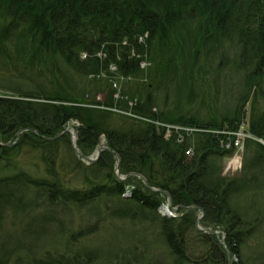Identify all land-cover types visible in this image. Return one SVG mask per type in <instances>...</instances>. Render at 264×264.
Returning a JSON list of instances; mask_svg holds the SVG:
<instances>
[{
    "label": "trees",
    "instance_id": "1",
    "mask_svg": "<svg viewBox=\"0 0 264 264\" xmlns=\"http://www.w3.org/2000/svg\"><path fill=\"white\" fill-rule=\"evenodd\" d=\"M20 63L25 73H3ZM225 73L236 77L230 94ZM116 75L124 79L118 89ZM0 92V140L16 141L0 146V216L10 210L67 232L77 214L91 222L66 238L70 257L49 252L29 264L94 263L92 251L74 245L108 219L133 223L136 264H229L225 250L230 264H264V146L246 140L240 173L225 177L231 151L222 150L219 135L184 134L178 143L175 133L166 140L154 123L123 114L234 131L249 104L248 131L264 140V0H0ZM70 121L80 153L103 138L122 174L138 173L164 193L134 187L126 199L109 151L86 164L67 135L40 138ZM26 128L37 135L26 131L17 141ZM63 171L84 186H68ZM166 194L173 206L200 207L202 227L218 228L224 247L195 228L194 210L161 216ZM3 250L0 264H9L15 251Z\"/></svg>",
    "mask_w": 264,
    "mask_h": 264
},
{
    "label": "rangeland",
    "instance_id": "2",
    "mask_svg": "<svg viewBox=\"0 0 264 264\" xmlns=\"http://www.w3.org/2000/svg\"><path fill=\"white\" fill-rule=\"evenodd\" d=\"M230 59H232L233 54H229ZM22 65L21 68H17L16 70L13 69V67H9L7 71H4L3 73H25L26 69L23 67V63H20ZM142 67L146 68V65L142 63ZM111 72L114 73L115 71L111 69ZM222 79H228L229 82V88L228 94H230L233 90V85L236 87V77L225 73L221 77ZM221 80V87L219 88L220 91L225 90V86H223V81ZM223 86V88H222ZM5 93L0 92V96H3ZM222 98H219L218 101H215L216 104H223L225 101L224 96H221ZM223 101V103H222ZM197 108L199 107V104H196ZM207 105V104H205ZM259 105V110L264 111V102H260ZM249 107L250 105L248 104L246 106V113L248 114L249 112ZM196 108L193 109L195 111ZM248 119V115H247ZM156 127L163 129L164 132H167V135L170 132H179L182 131V128H173L172 126H161L159 124H155ZM76 128H77V123L74 121L68 122L64 130L67 132L63 135H67L69 137L70 141L72 140V137L76 138ZM168 130V131H167ZM193 133H196L195 131ZM22 134V133H21ZM20 134V135H21ZM176 135V134H174ZM194 136H191V138ZM175 139L177 140V137L175 136ZM11 142L8 144L9 147L12 146L16 141L14 138L10 139ZM71 144V143H70ZM105 144L104 139L100 141V144L97 148H94L92 150H86L85 153H83L84 156L94 158L95 154L97 152V149ZM76 147V145H75ZM78 151V150H77ZM79 152V151H78ZM103 152V151H102ZM193 153V148H187L184 151V154L186 156H191ZM80 153V152H79ZM82 154V153H80ZM77 157V156H76ZM100 157V156H99ZM28 158V157H27ZM78 158V157H77ZM26 159L25 155L22 154L20 163H23L24 160ZM99 159V158H98ZM97 159V160H98ZM81 160V159H80ZM96 160V161H97ZM82 161V160H81ZM95 161V162H96ZM84 163H87L83 161ZM94 162V163H95ZM240 162H241V155H236V157H233V160H225L223 161L222 164L224 165L222 169V175L225 177H235L239 174L240 172ZM88 164V163H87ZM91 164V163H90ZM226 169L228 170H225ZM239 169V170H238ZM235 171V173H232ZM63 176V180L65 181L68 186L72 184L76 185H81V182L79 179H74L70 182L72 177L69 176L68 173L65 171L61 172ZM114 178H116L119 182L124 184L125 186V195H129L130 191L134 189V187H138L140 189L145 190L146 192H151V193H159L154 190L148 189L143 180L136 177V176H129L126 179H124L125 174H122L120 172H115L113 174ZM84 186V185H81ZM146 187V189H145ZM151 187V186H150ZM154 189V188H153ZM127 190V192H126ZM264 192V191H261ZM261 203L259 205H264V193H260L259 195ZM161 205L158 208V212L161 216H166V217H176L179 215L181 212H186V210H183L182 208H178L176 206L172 207L176 208V211L173 212L170 209L169 203H168V198L167 196H161L160 198ZM256 204V203H255ZM163 207V208H162ZM36 210V208H34ZM264 210V209H263ZM34 214V213H31ZM192 214V217L194 218V221L197 222L201 213L199 211H195L190 213ZM21 215H16L13 214V212H10V210H5L2 216H0V250H3L6 245V249L10 251H15V254L11 257L9 264H29L28 260L30 258L36 259V260H41L42 258L46 257V254L49 252L55 253L58 255V253L65 254V258L70 257L72 254L70 253H65L70 251L73 248L67 247L66 245V238L69 236L71 233H76L79 231V227L86 228L85 226L88 223L91 224V222L86 221L84 218L83 220L80 219V216L77 214L74 216V222L72 225H67L69 228V232H67L64 229H60L59 231L57 230V225L55 224H43L41 223L40 220L34 219L33 216H22ZM202 218L198 222V226L202 227ZM87 226V227H88ZM44 228V229H43ZM98 230L95 231L92 234H89L87 237L78 239V241L75 243L74 251H77L78 249L85 250V251H92L94 253V263L92 264H136L135 262L133 263L132 260L134 256L136 255L135 250L132 248L135 242V232L136 228L133 227V223L127 220H116V219H108L104 223H100V225L97 227ZM210 229V228H209ZM43 230V231H42ZM218 232L220 235V230L217 228L215 230ZM221 238V236L219 237ZM262 238H264L262 236ZM148 241H152L153 237L148 235L147 237ZM156 252L159 254L160 258H164L165 262H168L169 259L166 258L167 255V250L163 248L162 246L157 245ZM27 247L31 248L30 251H27ZM7 251V250H3ZM3 251H0V258L4 259L5 257L3 256ZM20 252V253H19ZM230 258V256H229ZM232 258H230L231 261ZM140 264H145L143 263ZM2 263V262H1ZM169 264V263H168Z\"/></svg>",
    "mask_w": 264,
    "mask_h": 264
},
{
    "label": "bare ground",
    "instance_id": "3",
    "mask_svg": "<svg viewBox=\"0 0 264 264\" xmlns=\"http://www.w3.org/2000/svg\"><path fill=\"white\" fill-rule=\"evenodd\" d=\"M86 57V54H83L82 55V58H85ZM133 101H130L129 102V104L130 105H133ZM118 112H122V111H118ZM247 113H246V117L240 122V124L239 125H242L244 122H246V120H247ZM132 117H134V118H136L137 120H140V121H143V122H149V123H156L157 121H154V120H151V119H148V118H145V117H142V116H138V115H132ZM184 127H186V128H188V129H193V130H197V132H205V133H211V134H214V135H216V136H220L219 137V140H221V141H223V142H225L226 143V148L224 149V151L225 152H230L231 150H232V146H233V140H232V138H230V137H228V136H226L225 134H224V129H221V130H218V129H209V130H207V129H199L198 127H194V126H184ZM173 128H175V127H173ZM21 131V132H20ZM26 131H30L33 135H37V133H36V131L34 130V129H32V128H26V129H20V130H18L17 132H16V140L18 141L19 140V138H20V134L21 133H24V132H26ZM168 131V130H167ZM207 131H209V132H207ZM20 132V133H19ZM173 133H175V131L174 132H170L168 135H171V134H173ZM41 139H43V140H46V139H44V136H41L40 137ZM257 140V142L258 143H260L261 145H263L264 146V140L262 139V138H257L256 139ZM0 142L2 143V144H5V145H0V146H9L10 144H8V142L7 143H5V142H2L1 140H0ZM15 144V143H14ZM14 144H12V145H14ZM172 205V204H171ZM176 207H178V208H182V209H184V210H186V211H192V210H194V211H199L201 214H202V218H203V216H204V212L202 211V209L200 208V207H198V206H191V207H183V206H176ZM192 207H197L198 208V210H196V209H187V208H192ZM174 208V207H173ZM176 209V208H175ZM195 228L198 230V231H200V232H203V233H206V232H204V231H202V230H200V229H203V230H205V229H209V228H204V227H199L198 226V222H195ZM207 234H209V233H207ZM210 235H213V234H210ZM217 238V237H216ZM218 239V238H217ZM220 242V241H219ZM221 244V243H220ZM222 245V244H221Z\"/></svg>",
    "mask_w": 264,
    "mask_h": 264
},
{
    "label": "water",
    "instance_id": "4",
    "mask_svg": "<svg viewBox=\"0 0 264 264\" xmlns=\"http://www.w3.org/2000/svg\"><path fill=\"white\" fill-rule=\"evenodd\" d=\"M20 132H21V131H20ZM20 132H19V133H20ZM66 132H67V131L64 130L63 132H61L60 134H58V135H56V136H54V137H44V139L49 140V141L56 140L57 138H59V137H61L63 134H65ZM75 139H76V138H75ZM70 142H71V147H72V150H73L74 154H75L79 159H81L82 161L87 162L88 164H90V163H94V162L99 158L100 153H101L102 151H109V152L112 153V154L116 157V159H117V161H116V167H115V172H119V169H120V158H119V156H118L116 153L110 151L108 147H106V146H104V145L101 146V147H99V148L97 149V152H96V154H95V157H94V158H90V157H86V156H84L83 154H80V153L77 151V149H76V147H75V140H74L73 137H72V140H71ZM0 145H5V144H2V143L0 142ZM129 176H136V177L142 179L143 182H144V184H145V186H146L148 189H150V190H154V191H157V192H159V193H164L162 190H159V189H153L152 187H150V185L148 184V182H147V181H146V180H145L140 174H137V173H130V174H127V175L124 177V179H126V178L129 177ZM167 196H168V203H169L170 209H171V211L175 212L176 209L173 208L172 205H171V198H170V195L167 194ZM187 209H196V210H198L197 207H192V208H187ZM201 218H202V214L200 215V217H199V219H198L197 222H199V220H200ZM200 230H202V231H204V232H206V233H209V234L216 235L217 238H219L218 233H217L216 231L212 230V229H205V230L200 229ZM222 245H223V244H222ZM223 247H224V245H223ZM225 252H226V256H227V258H228V263L230 264L229 254H228V252H227L226 250H225Z\"/></svg>",
    "mask_w": 264,
    "mask_h": 264
},
{
    "label": "built area",
    "instance_id": "5",
    "mask_svg": "<svg viewBox=\"0 0 264 264\" xmlns=\"http://www.w3.org/2000/svg\"><path fill=\"white\" fill-rule=\"evenodd\" d=\"M189 131H191V130H189ZM237 143H238V142L236 141L235 144L237 145Z\"/></svg>",
    "mask_w": 264,
    "mask_h": 264
}]
</instances>
